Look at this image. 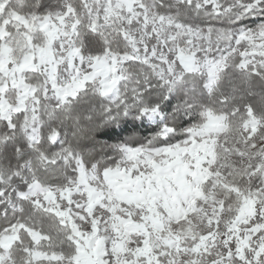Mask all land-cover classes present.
<instances>
[{
	"label": "snow or ice",
	"instance_id": "6c2138e0",
	"mask_svg": "<svg viewBox=\"0 0 264 264\" xmlns=\"http://www.w3.org/2000/svg\"><path fill=\"white\" fill-rule=\"evenodd\" d=\"M0 264H264V0H0Z\"/></svg>",
	"mask_w": 264,
	"mask_h": 264
}]
</instances>
